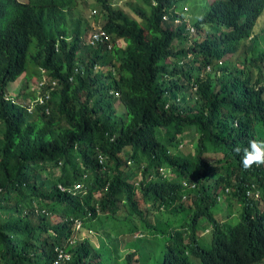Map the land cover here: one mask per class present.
<instances>
[{"label": "trees", "instance_id": "1", "mask_svg": "<svg viewBox=\"0 0 264 264\" xmlns=\"http://www.w3.org/2000/svg\"><path fill=\"white\" fill-rule=\"evenodd\" d=\"M78 1L0 0V264L150 258L80 237L106 221L124 237L171 228L152 264H261L264 163L245 169L234 149L264 139V0L208 1L193 24L178 0H145L137 18L95 0L91 28L71 19ZM100 29L110 42L89 44ZM22 74L25 88L46 83L13 98ZM186 136L192 151L179 147ZM229 199L237 212L220 219Z\"/></svg>", "mask_w": 264, "mask_h": 264}, {"label": "rangeland", "instance_id": "2", "mask_svg": "<svg viewBox=\"0 0 264 264\" xmlns=\"http://www.w3.org/2000/svg\"><path fill=\"white\" fill-rule=\"evenodd\" d=\"M26 1V0H20ZM115 6L121 7L126 12H128L131 16L137 18L135 13L133 12V8L135 6H140L148 9V6L145 3V0H110ZM211 0H178V7L180 8L179 12L184 20L187 21L188 24H193L192 22L195 21L200 15H202L207 9V3ZM78 8L72 15V20L80 19L82 28L84 27H93L97 25H101L102 18L100 17L99 7L95 3V0H79L78 1ZM95 9V13H92V10ZM178 23V22H177ZM72 26L71 22L69 21V26ZM88 29L87 33L91 30ZM255 33L261 34V42L264 45V10L261 16L258 18L256 25L254 27ZM246 42H243L238 49L235 51L233 56L229 59L230 63L235 65V63H240L243 60L244 52L243 48L246 46ZM86 45L85 43L82 46ZM86 47L81 48V54L84 53ZM32 65L28 64V71L31 70ZM42 73V72H41ZM39 78L34 75L35 78L31 77L32 79L41 80L43 74H39ZM199 76H202V72H199ZM32 79L28 81V88H25L23 85L26 84V77L20 75L17 80L10 82L7 86L8 94L16 98L19 92H22L23 95L32 94L35 92V89L32 90ZM38 93V92H37ZM26 97L25 100H29ZM113 106L117 113H121L122 106L117 99L113 102ZM185 141L181 142L179 147L183 151H192V144L191 140H189V136L184 138ZM262 204V203H261ZM239 203L233 201L232 199L228 200L223 204V207L218 210L217 216L220 219L224 218L226 213L230 215L236 214V209L238 208ZM182 217V216H181ZM181 217L179 219H181ZM239 218L232 219L230 224H235L238 222ZM159 224V223H157ZM180 229V228H177ZM119 230L117 228L110 229L109 222H103L102 225L97 227V230L91 231H83L81 233V238L84 236L85 238H89V240L98 245L100 240L103 239L107 244L110 245L114 256L119 259V257L123 256L126 252L136 250L137 254H150V258H147L142 264H152L156 260H162L163 255L167 249L166 244L172 243V236H171V228L163 227L162 230H159L157 233L153 232L150 233L148 231L142 232L139 230L134 234L130 235H123L118 234ZM208 231L203 234L205 241L207 240ZM81 238H77L80 240ZM208 244V243H207ZM123 258V257H122ZM120 258V259H122ZM135 264V263H133ZM264 264V261L261 263Z\"/></svg>", "mask_w": 264, "mask_h": 264}, {"label": "clouds", "instance_id": "3", "mask_svg": "<svg viewBox=\"0 0 264 264\" xmlns=\"http://www.w3.org/2000/svg\"><path fill=\"white\" fill-rule=\"evenodd\" d=\"M234 151L239 154L241 166L245 169L264 163V139H252L246 146H236Z\"/></svg>", "mask_w": 264, "mask_h": 264}, {"label": "built area", "instance_id": "4", "mask_svg": "<svg viewBox=\"0 0 264 264\" xmlns=\"http://www.w3.org/2000/svg\"><path fill=\"white\" fill-rule=\"evenodd\" d=\"M92 12L95 13V10H93ZM191 30H193V28H191ZM87 42L89 44H96V43H103V44H105L107 42H110V40H109V36L106 34V32H104L103 30L100 29L98 31L92 32L89 35V37L87 39ZM108 47L109 48L111 47V43H108ZM45 83H46V79L43 76V78L38 81V86L41 87ZM55 84H56V82L55 81H52L51 82L50 89H52ZM44 97L47 98L48 95L46 94ZM35 101H38L39 103H42L44 100H43V97H39ZM255 196L257 197L258 196V193H256ZM77 226H79V224H77ZM63 257L64 258H69L68 254L63 253L62 250H59L58 251V259L63 258Z\"/></svg>", "mask_w": 264, "mask_h": 264}]
</instances>
